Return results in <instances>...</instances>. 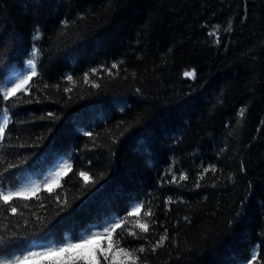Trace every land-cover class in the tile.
Listing matches in <instances>:
<instances>
[{
  "label": "trees",
  "instance_id": "trees-1",
  "mask_svg": "<svg viewBox=\"0 0 264 264\" xmlns=\"http://www.w3.org/2000/svg\"><path fill=\"white\" fill-rule=\"evenodd\" d=\"M243 4L244 0L0 2V83L30 71V59L39 72L29 95L18 94L22 99L9 102L17 115L0 148V172L9 163H26L22 171L11 170L19 179L4 181V189L41 182L62 162L73 165L54 189L61 204L67 202L64 210L47 192L40 193L43 207L36 198L17 199L23 215L0 218V234L5 239L17 231L28 234V241H20L18 248L82 238L95 230L91 225L97 212L116 211L119 205L120 215H126V198L138 194L157 217L150 226L143 264H237L254 251H264V131L257 132L264 126V0H248L246 27L236 20ZM66 18L71 26L60 36ZM233 21L235 32L229 37L225 29ZM36 27L43 31L34 33ZM216 30L219 45L212 35ZM34 35L40 36L35 57ZM121 61L112 77L106 72L102 79L90 77L99 89L84 83L83 75L92 67ZM185 72L195 75L186 77ZM67 75L73 76L72 84ZM64 87L73 91L65 93ZM30 98L32 103L23 102ZM2 110L0 102V114ZM47 111L57 119L40 120ZM32 120L34 124L21 123ZM86 130L96 133L95 147L83 135ZM8 143L36 146L8 148ZM241 164L246 173H240ZM210 165L217 173H207L201 181L205 187L196 188L202 167ZM85 170L87 181L79 176ZM166 171L177 178L183 171L189 178L178 181L180 186L161 189L160 177ZM229 175L235 183L227 180ZM217 178L218 186L211 187ZM101 185L105 188L97 193ZM93 193L97 195L91 202L61 222ZM168 196L177 201L170 212L163 205ZM164 227L169 239L153 254L152 244ZM50 229L51 234L37 239ZM121 240L143 243L126 231Z\"/></svg>",
  "mask_w": 264,
  "mask_h": 264
},
{
  "label": "snow or ice",
  "instance_id": "snow-or-ice-1",
  "mask_svg": "<svg viewBox=\"0 0 264 264\" xmlns=\"http://www.w3.org/2000/svg\"><path fill=\"white\" fill-rule=\"evenodd\" d=\"M3 2V0H0ZM78 19H83L79 17ZM236 20H238L241 27H246L249 20L248 14V0H244L243 12L238 13ZM74 23V22H73ZM70 22L66 18L61 21V29L58 30V35H66V30L70 27ZM43 30L39 27L33 29L34 33H41ZM225 32L229 37L235 32V21L230 23L225 29ZM214 35L217 45L220 44L221 36L219 30L212 33ZM39 35L33 36L34 46L32 56L35 57L38 54L37 47L35 45V40L39 39ZM264 51V48L261 49ZM120 63L112 62L111 66L108 67L107 64H101L97 67H92L90 72H85L83 75V81L85 84H90L92 89H99L100 84L98 82H92L90 77L103 78V73H107V76L112 77L114 75L113 69L119 70ZM30 71L21 72L19 75L13 78L7 79L0 83V102L3 103L2 114H0V148L4 147L6 135L11 131L10 125L13 124L12 117L16 116L17 113L12 111L9 106V102L22 99L18 94L23 96H28L32 86L33 78L39 76L38 65L34 59L28 61ZM127 71V69H125ZM186 77H193L195 74L192 72H185ZM126 78V77H125ZM67 82L69 84L73 83V76H66ZM48 84H44V88H48ZM59 88V85H55ZM65 93H71L73 89L71 87H64ZM140 90L137 89V92ZM24 103H32L30 98ZM39 103V99L35 101ZM240 115L243 116L244 112L241 111ZM40 120L57 119L56 114L53 111H47V116H40ZM21 123H35L32 121H21ZM264 131V126L257 129V132ZM84 136L88 137L93 141V147H95V135L93 130H86L83 133ZM39 139V138H37ZM10 140V137H9ZM112 143L115 144L116 140L113 139ZM35 144L26 145L21 143L19 145L8 143V148H25V147H35ZM111 150V149H110ZM224 149H221L223 151ZM114 154V153H113ZM26 163L25 160L21 159L19 163H9L2 172H0V218L7 221L9 217L15 218L16 216H22L23 213L18 211L15 201L17 199L27 200L29 198H36L40 200V206L43 207V198L40 196L41 192L49 193V199L53 197L56 198V203L60 205V210H64L67 207V202L65 201L61 204L59 199V192L54 191L61 183L62 177H64L68 172L72 170L73 165L68 162H62L56 169L49 170V175L45 179L38 183H32L29 185H24L18 188L9 187L7 190L4 189V181H9L11 183L12 177L16 176L19 179L17 172L23 170V165ZM91 163V162H89ZM28 167H32L29 164ZM12 169H16L17 172H12ZM218 169L215 165H210L208 167H202L197 179L195 181V187L201 188L205 187L201 183L205 175L209 172L215 174ZM240 173H246V168L241 164ZM79 176L82 180L87 181L89 179L87 170L80 171ZM170 177V178H169ZM188 175L181 171L178 175L173 172L166 171L160 177L159 187L163 189L165 185H177L180 186L178 181L188 180ZM227 180L235 183L232 175L227 177ZM219 178L214 180L211 187L216 188L218 186ZM251 187V186H250ZM105 185H101L97 189V193L103 191ZM93 193L89 200L82 202L77 205L76 208L72 209V212L68 214L67 217H61V222L74 217V215L81 211L86 204L91 202L93 198L97 195ZM177 201H174L171 196H168L163 200V205L166 211H171V205ZM178 202L183 204L184 200L178 198ZM116 211H109L105 209L102 212H97L92 216L91 228L95 230H90V234L84 237H75L68 242L61 243H47L41 244L40 246H27L23 248H18L20 241H28V234L21 233L17 231L12 236L5 239L3 234H0V264H143L147 259L145 254L148 251L147 244L150 235V226H154V221L157 220L156 213L152 210L149 204L142 202V198L137 195H129L126 198V203L124 205L123 211L126 215L121 216L119 205H116ZM147 209V210H146ZM158 210V209H157ZM239 212L237 216H239ZM185 220L188 223L192 221L188 220L185 216ZM229 226L233 224L232 220L228 221ZM6 228L7 225L5 224ZM17 228L19 225L17 224ZM51 229L49 232L44 233L43 236L37 237V239H43L45 236L51 234ZM127 232V236L135 241H143L139 245H132L130 242H122L121 233ZM169 239V232L167 227H164V234L159 236V239L155 240L150 249L151 253H156L157 249L162 248L165 242ZM264 248V245L261 246ZM264 261V251L257 254L253 252L248 257L240 258L237 264H261Z\"/></svg>",
  "mask_w": 264,
  "mask_h": 264
}]
</instances>
